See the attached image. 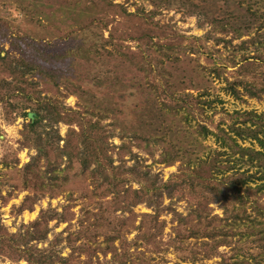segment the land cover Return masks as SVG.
Returning a JSON list of instances; mask_svg holds the SVG:
<instances>
[{
	"label": "trees",
	"instance_id": "16d2710c",
	"mask_svg": "<svg viewBox=\"0 0 264 264\" xmlns=\"http://www.w3.org/2000/svg\"><path fill=\"white\" fill-rule=\"evenodd\" d=\"M43 1L32 0L33 15L38 14L39 19L50 18L51 13H57V10L66 7L75 6L76 10L79 0ZM85 1L98 9H104V6L123 8L120 4H115L116 0ZM54 5L55 9H52ZM248 10L255 19L264 17V14L259 15L249 7ZM20 11H25L26 15L31 13L25 9ZM128 16L138 17V22H144L148 28L141 27L137 31H119L115 28L100 44L92 39L86 41L77 50L84 56L81 59L97 63L101 60L102 53L109 54L110 58H120L122 64H127V67L122 65L124 69L122 68L121 79L113 76V83L108 81L112 89L116 82L118 84L120 81L121 85L123 84V92L128 89L137 90L144 97V102L148 103L156 114L159 112L163 116V122H168L169 117L179 116L180 122L193 129L196 139L206 140L212 136L219 149H212L199 156L192 154L191 150L189 153H173L163 147L161 157L157 160L158 164L168 167L179 162L177 172L164 181L149 165L144 164L140 153L132 151L133 147L138 148L154 157L160 147L158 138L108 131L107 125L102 123L105 115L96 113L90 106L79 104V110H76L67 106L60 97L42 95V91L36 92L33 88L39 86V83L30 81L29 74L51 78L50 72L32 63L30 57H26L22 46L17 43L18 33L8 27L0 38V104L16 113V117L28 118L29 111L36 114V119L26 123L22 131L23 147L34 150L36 154L18 171L22 182L20 189L32 192L20 206L14 207L15 210L18 214L27 210L33 211L34 206L46 197L49 191H53L49 193L51 197L56 196L65 184L76 177L85 176L90 179L95 195L99 198H111L113 211L130 212L141 204L152 210V215H146L148 223L137 227L143 233V224H148L146 234L150 236L142 234L139 238L142 237L148 242L156 241V234L152 235V230L159 226L157 232H162L167 225V222L161 219L162 215L165 212L171 215V222L175 223L172 228V247L183 263L196 264L220 256L223 264H264V114H258L255 110H237L232 113L223 111L225 115L221 116L218 124L213 121L208 123L204 114L207 108H212L213 102L219 99L213 101L195 98L193 93L173 91L170 79L166 77L169 72L164 65L167 62H180L182 53L198 56L206 54L208 62L198 59L201 67L216 78H223L226 91L240 101H244V95L252 99L264 98V72L244 70L231 80L226 77V73L238 65L235 53L225 59H215L212 53H209L212 48L207 46L209 40L227 45L231 44V39L226 41L225 36H216L215 32L210 31L203 37H190L175 30L171 25L149 23L150 17L139 10L129 13ZM89 26L90 23L81 26L70 25L61 31L63 34L55 37L72 38ZM261 28L260 23L258 30ZM219 30L228 33L230 28L220 25ZM257 36L242 41L234 48L242 49L257 44V51L264 50V31ZM10 40L12 47L20 49L19 57L4 50L3 42ZM188 40L199 41V44L195 46L194 41L190 43ZM134 41L138 42L137 52L133 51L132 45L129 44ZM107 45L112 49L108 50ZM90 55H93L92 58ZM251 59L264 62V55L251 57L243 54L240 62L243 64ZM79 80L80 77L77 81ZM52 82L57 89L60 88V83L55 80ZM71 83L69 79L64 83L65 93L58 91L60 96L66 98L74 95L78 99L85 97L87 103H94L90 93ZM202 94L206 95L207 92ZM213 113L218 114L216 111ZM62 124L68 127L65 137L59 133ZM116 137L122 141L120 145L112 142ZM126 158L135 160L134 164L128 166ZM5 161L4 164L8 166ZM63 165L65 166L61 168ZM132 182L136 183L138 188H134ZM192 195L202 196L203 201L189 200ZM165 199L170 200L169 205L164 204ZM174 200H186L188 212L178 211ZM219 202L223 216L212 214L210 205ZM73 216L70 205L64 207L62 212L55 209L42 210L35 221L22 225L15 233L9 232L0 221V257L13 262L25 261L27 264H97L93 261L96 253H91L81 262L74 263V256L87 251L85 244L77 245L82 240V235L69 232L62 237L63 232L55 233L50 226L52 221L57 224L71 223ZM64 232H67V228ZM50 234L54 236L52 240L49 239ZM235 238L242 246L234 245ZM119 239L123 237L109 236L107 241L110 245L103 249L98 247L96 250H102V254L111 253L113 264H128V249L123 248L121 255L113 244ZM221 247L231 248L233 254H222ZM66 248L70 249V255L67 257L62 255ZM238 252L243 255L238 256Z\"/></svg>",
	"mask_w": 264,
	"mask_h": 264
},
{
	"label": "rangeland",
	"instance_id": "374dc122",
	"mask_svg": "<svg viewBox=\"0 0 264 264\" xmlns=\"http://www.w3.org/2000/svg\"><path fill=\"white\" fill-rule=\"evenodd\" d=\"M42 2L44 1L42 0ZM77 3L76 10L75 6L73 8L66 7L63 10H57V13H51L50 18L39 19L38 14H36L37 16L33 15L32 0H0V38L8 27L17 32V43L22 46L26 57H30L32 63L40 65L50 72L51 78L39 77L34 73L29 74L28 79L30 81L39 83V86H35L33 89L36 92L42 91V95L60 97L67 106L76 110H79V104L90 106L96 113L105 115L102 123L107 125L108 131L130 136L138 134L144 137L158 138L160 147H158L154 157L143 153L138 148L133 147L132 151L140 153L144 159V164L149 165L152 171L158 173L164 181L177 172L179 162L168 167L158 164L157 160L161 157L160 153L163 147L170 149L173 153H181L182 151L189 153L191 150L193 151L192 154L199 156L212 149H219L218 143L212 136L206 140L196 139L193 129L186 126L182 121L181 123L179 116L169 117L167 118L168 122H163V116L159 112L156 114L148 103L144 102V97L137 90L128 89L123 92L121 90L123 84L121 85L120 81L118 84L116 82V86H113L112 89L108 81L113 83V76H118L121 79L123 66L127 67V64H122L120 58H110L109 54L105 53L106 56H104L102 53L99 62L89 63L81 59L84 56L79 54L77 50L91 39L93 42L96 41L100 44L101 41L102 43V39L107 38L109 32L115 28H118L119 31H137L141 27L147 29L148 25L144 22H138V17L128 16L129 13H135L139 10L150 17L149 23L171 25L175 30L190 37H203L210 31L215 32L216 36H225L226 41L231 39V44L227 45L225 43L217 44L214 40L207 42V46L212 48L209 53H212L215 59H225L231 56L233 52L235 53L238 65L227 71L226 77L229 79H234L240 71L243 72L244 70L261 73L264 72V62L251 59L242 64L240 58L243 54L251 57L264 55V50L257 51V44L242 49H235L234 47L239 46L242 41L257 38L258 33L264 31V17L255 19L248 10L249 7L251 11H256L259 15L264 14V0H116L115 4H120L123 8L104 6V9H98L85 0H79ZM44 8L50 9L48 6H44ZM21 9L31 13L26 15L25 11H20ZM52 9H55V5ZM89 23L90 26L86 29L87 31H81L72 38L59 39L55 37L63 34L61 31L65 27ZM260 23L262 28L258 30ZM220 25H226L230 31L228 33L220 31ZM11 40L3 42V48L12 55L19 57L20 49H17L16 46L12 47ZM192 41H194L195 46L199 44V41ZM192 41L188 40L190 43ZM129 44L132 45L133 51H138L137 41L129 42ZM107 49L111 50L112 47L107 45ZM92 56L90 55L91 58ZM180 56V62L165 63L164 66L169 72L166 77L170 79L173 91L193 93L195 98L200 97L213 101L219 99V101L215 100L212 108H207L204 114L208 118V123L213 121L218 124L221 116L224 117L225 113H232L237 110H255L258 114H264V98L252 99L244 95V101L235 99L226 91V82L223 78L218 79L201 67L198 59L202 62H208L206 54L198 56V54L182 53ZM98 58L99 56L96 57L95 61ZM78 77H80L79 81H77ZM42 78L44 79L41 80ZM68 79L74 85H79L90 93L94 103H87L85 97L78 99L74 95L66 98L60 96L59 92L65 93L64 83ZM98 79L103 81H98ZM51 80L60 83V88L57 89ZM204 92L207 94H202ZM5 107L4 104H0V221L9 232L15 233L22 225H28L35 221L42 210L55 209L62 212L64 207L70 205L74 215L71 223L57 224L56 221H52L50 226L55 233L63 232L62 237H65L69 232L82 235V240L77 245L85 244L87 251L74 256L72 258L74 263L81 262L91 253H96L93 261L97 264H113L114 259L111 253L102 254V250L97 251L96 248L103 249L110 245L107 238L117 235L123 239L115 240L113 244L118 249V254L123 255V248L128 249V264H187L182 262L172 247L174 237L172 228L175 223L171 222V215L166 212L162 215L161 219L167 222L162 232H157L159 226L152 230V235L156 234V241L150 240L148 242L142 237L139 238L142 234L149 235L146 234L149 229L148 224H143V233L137 227L142 223H148L146 215H152V210L145 204H141L134 207L130 212L113 211L114 207L110 203L111 198L104 196L99 198L98 195H95L90 179L85 176L76 177L73 181L65 184L58 190L59 193L56 196L51 197L49 193L51 194L53 191H49L46 197L34 206L33 211L27 210L18 214L14 207L20 206L32 192L20 189L22 182L18 171L30 161L36 152L22 145L24 125L31 120L20 116L16 117V113L7 110ZM214 111L218 114H214ZM67 130L68 127L62 124L59 127L60 135L65 137ZM112 142L116 145L122 143L117 137ZM134 142L136 141L134 140ZM3 161L9 165L6 166ZM126 161L128 166H132L135 162L129 158H126ZM132 185L134 188H138L136 183L132 182ZM191 199L203 201V197L198 195H192L189 200ZM173 202L178 211L188 212L186 200H174ZM169 203L170 200L165 199L164 204L169 205ZM210 206L213 209L212 214L223 216L221 202ZM247 210L250 211V209ZM66 228L67 232L65 233ZM53 238L54 236L50 234L49 239L52 240ZM233 242L236 247L242 246L239 241L237 242V238ZM220 252L227 256L233 254L229 247H221ZM62 255L69 256L70 249H64ZM242 255L238 252V256ZM0 264L27 263L25 261L13 262L0 257ZM196 264L223 263L222 258L216 256Z\"/></svg>",
	"mask_w": 264,
	"mask_h": 264
},
{
	"label": "water",
	"instance_id": "95a60500",
	"mask_svg": "<svg viewBox=\"0 0 264 264\" xmlns=\"http://www.w3.org/2000/svg\"><path fill=\"white\" fill-rule=\"evenodd\" d=\"M35 118H36V114L35 113H33V112H29L28 113V119H30L31 121H33V120H35Z\"/></svg>",
	"mask_w": 264,
	"mask_h": 264
}]
</instances>
